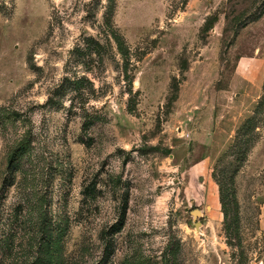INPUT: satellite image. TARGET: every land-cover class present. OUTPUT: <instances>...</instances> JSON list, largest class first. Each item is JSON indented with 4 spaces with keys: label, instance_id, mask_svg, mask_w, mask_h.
Instances as JSON below:
<instances>
[{
    "label": "rangeland",
    "instance_id": "rangeland-1",
    "mask_svg": "<svg viewBox=\"0 0 264 264\" xmlns=\"http://www.w3.org/2000/svg\"><path fill=\"white\" fill-rule=\"evenodd\" d=\"M0 264H264V0H0Z\"/></svg>",
    "mask_w": 264,
    "mask_h": 264
},
{
    "label": "trees",
    "instance_id": "trees-1",
    "mask_svg": "<svg viewBox=\"0 0 264 264\" xmlns=\"http://www.w3.org/2000/svg\"><path fill=\"white\" fill-rule=\"evenodd\" d=\"M16 153H18V146H17V148L12 152V155L14 156ZM12 155H11V158H12Z\"/></svg>",
    "mask_w": 264,
    "mask_h": 264
},
{
    "label": "water",
    "instance_id": "water-1",
    "mask_svg": "<svg viewBox=\"0 0 264 264\" xmlns=\"http://www.w3.org/2000/svg\"><path fill=\"white\" fill-rule=\"evenodd\" d=\"M197 211H193V213L195 214Z\"/></svg>",
    "mask_w": 264,
    "mask_h": 264
}]
</instances>
